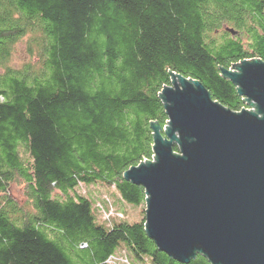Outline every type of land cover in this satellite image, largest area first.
I'll return each instance as SVG.
<instances>
[{"label":"trees","instance_id":"16d2710c","mask_svg":"<svg viewBox=\"0 0 264 264\" xmlns=\"http://www.w3.org/2000/svg\"><path fill=\"white\" fill-rule=\"evenodd\" d=\"M36 31L40 70L0 73V264H111L121 242L137 260L183 264L149 239L145 216L118 221L104 204L100 217L112 213L99 222L76 188L101 182L146 204L124 172L153 159L151 123L167 124L160 93L173 73L247 108L221 68L264 61V0H0V65ZM15 177L34 209L23 216L7 193ZM187 264L211 263L198 254Z\"/></svg>","mask_w":264,"mask_h":264},{"label":"water","instance_id":"95a60500","mask_svg":"<svg viewBox=\"0 0 264 264\" xmlns=\"http://www.w3.org/2000/svg\"><path fill=\"white\" fill-rule=\"evenodd\" d=\"M221 72L247 108L233 111L199 80L173 73L160 93L167 124L151 123L155 156L124 178L144 188L145 231L159 251L183 264L198 254L264 264V61Z\"/></svg>","mask_w":264,"mask_h":264},{"label":"rangeland","instance_id":"374dc122","mask_svg":"<svg viewBox=\"0 0 264 264\" xmlns=\"http://www.w3.org/2000/svg\"><path fill=\"white\" fill-rule=\"evenodd\" d=\"M245 36V35H244ZM42 35L39 32H29L17 39L10 46V54L7 61L0 65V73L10 68L17 71H24L25 69H30L31 71L38 72L42 65L43 55L42 50L45 46V42H40ZM24 156V154L22 153ZM26 158V157H24ZM76 191L87 196L91 203L94 214L97 216L99 222H103L105 218L104 214L100 217L101 208L100 205L109 204L115 211L122 213L123 215L118 217L114 216L115 220L135 222L141 220L145 216L146 204L137 205L132 204L120 196L116 187L109 184H104L101 182L93 183H80ZM9 197L17 204L18 210L16 212L18 216H23L34 211L32 204L28 198V189L26 183L19 177H15L14 181L10 183L8 187ZM56 196L59 192H55ZM3 193L0 192V199ZM100 211H99V209ZM117 262L124 263L120 255L127 257L132 264H150V260L146 259L144 261L137 260L128 244L121 242V244L116 248L114 252ZM114 264V262H110Z\"/></svg>","mask_w":264,"mask_h":264},{"label":"built area","instance_id":"2783aa9c","mask_svg":"<svg viewBox=\"0 0 264 264\" xmlns=\"http://www.w3.org/2000/svg\"><path fill=\"white\" fill-rule=\"evenodd\" d=\"M250 109H253V108H250ZM112 213V211H110L109 213H105V216H108V215H110ZM117 261V259L116 258H110L109 259V262H114V261ZM124 263H126L127 262V260L126 259H121Z\"/></svg>","mask_w":264,"mask_h":264}]
</instances>
